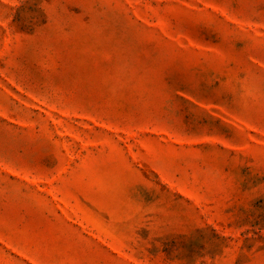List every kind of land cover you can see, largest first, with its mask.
<instances>
[{"label":"rangeland","instance_id":"obj_1","mask_svg":"<svg viewBox=\"0 0 264 264\" xmlns=\"http://www.w3.org/2000/svg\"><path fill=\"white\" fill-rule=\"evenodd\" d=\"M0 264H264V0H0Z\"/></svg>","mask_w":264,"mask_h":264}]
</instances>
